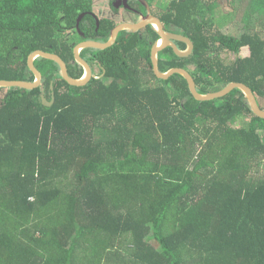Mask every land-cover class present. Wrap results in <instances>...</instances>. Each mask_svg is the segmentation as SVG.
I'll list each match as a JSON object with an SVG mask.
<instances>
[{"label": "trees", "instance_id": "obj_1", "mask_svg": "<svg viewBox=\"0 0 264 264\" xmlns=\"http://www.w3.org/2000/svg\"><path fill=\"white\" fill-rule=\"evenodd\" d=\"M145 1L194 44L161 52L164 72L187 69L201 94L245 84L264 109V0H226L245 24L236 36L221 30L223 0ZM92 5L0 0V80L33 81L37 50L81 78L73 49L94 40ZM115 25L100 20L102 39ZM147 29L150 41L98 50L106 74L84 87L38 58L39 88H0V264H264V119L237 89L197 101L183 75L158 77Z\"/></svg>", "mask_w": 264, "mask_h": 264}, {"label": "water", "instance_id": "obj_2", "mask_svg": "<svg viewBox=\"0 0 264 264\" xmlns=\"http://www.w3.org/2000/svg\"><path fill=\"white\" fill-rule=\"evenodd\" d=\"M129 1L131 0L124 1L127 7H128ZM136 1H138L145 9H147V12H148L146 16H143L140 22L123 23V24L117 25L111 31V38L105 43L94 41V40H86L74 46L73 53H74L75 61H77L84 68V75L81 78L72 77L69 73L67 63L63 61L58 55L37 50L28 57V66L33 72V74L35 75V79L33 81L1 79L0 88H21V89L31 90V91L39 88L41 86L42 75H41V71L35 65V60L38 58H42V59L56 63L59 66L61 77L65 79L70 86L84 87L89 83V81L92 78L100 79L102 78L103 75L94 76V72H93L91 64H89L88 61L85 60L81 55L82 51L87 50V49L106 50L112 47L117 42V39L120 33L124 31H130L131 33H136L148 26H154L156 27L157 32L161 36V39L157 43H155V45L153 46V50H151V58H153L154 70L156 74L158 75V77L163 78V79H168L174 74L183 75L187 80L191 94L197 101H211V100H215L218 98H222V97H225L227 94H229L234 89H237L245 95V97L247 98L251 106L253 113L257 117L264 119V109L260 107L257 101V98L255 97L252 89L245 84L234 83V81H232V83L228 84L224 89L218 92H213L209 94H201L197 89L196 81L194 77L187 69L182 68V67H173L167 70L166 72H164L161 69L160 58H159V54L162 51H164L168 47H171L178 56L185 57L192 53V51L194 50V44L192 40L188 37L167 32L162 20L154 15H151L149 4L145 0H136ZM84 16L85 15H82L78 18V21H77L78 29H80V23ZM176 41L185 43L188 49L186 51L179 50L175 43ZM41 98H42V104L44 106L46 107L52 106L54 102L53 93L51 94V100L49 102L46 101L44 97H41Z\"/></svg>", "mask_w": 264, "mask_h": 264}, {"label": "flooded vegetation", "instance_id": "obj_3", "mask_svg": "<svg viewBox=\"0 0 264 264\" xmlns=\"http://www.w3.org/2000/svg\"><path fill=\"white\" fill-rule=\"evenodd\" d=\"M124 1L125 0H108L107 1V3L109 4V10H110V14L112 15V16H109V17H105V18H103V19H99L98 17H97V15L94 13V12H91L90 14H92L93 16H94V18L96 19V25H97V28L94 30V41H98V42H103V43H105V42H107L110 38H111V33H110V37H109V39L107 40V41H105V39H102V36L99 34V29H100V20H105V19H107V20H111V21H113V18L114 17H118L119 15H121L122 14V12H125V13H127V14H129V13H131V16L132 17H135V18H137L138 20L136 21V22H134V21H122V22H120V23H115V21H113L116 25H115V27L117 26V25H119V24H123V23H138V22H140L141 21V19L143 18V16H146L147 14H148V12L146 11V13H144L143 12V10H142V8L139 6V5H137V2H136V0H131V1H129L128 2V7L125 5V3H124ZM150 13H151V15H154V16H156V17H158V18H160L154 11H153V9H150ZM161 19V18H160ZM162 20V19H161ZM163 22V21H162ZM98 23H99V25H98ZM164 24V23H163ZM164 26H165V24H164ZM114 27V28H115ZM149 27V26H148ZM148 27H146V28H144V29H142L140 32H138L139 33V36H142L143 37V39H145V40H148V41H150V36H149V34H148ZM166 29V28H165ZM113 30V29H112ZM166 31L167 32H169V33H173V32H171L170 30H167L166 29ZM129 33V32H128ZM128 33H125V32H122V33H120V35H119V37H118V39H117V42L112 46V47H114L115 45H120L121 44V41H123V39H130V36L132 35V33L130 34H128ZM174 34H175V32H174ZM177 35H179V34H177ZM160 39H161V36H160ZM159 41V40H158ZM157 41V42H158ZM156 42V43H157ZM176 43V45H177V47H178V49L180 50V48H179V45H180V43H182V42H179V41H176L175 42ZM79 44V43H78ZM155 45V43H153V46ZM111 48V47H110ZM168 48H171V47H168ZM168 48H166V49H168ZM109 49V48H108ZM165 49V50H166ZM172 49V48H171ZM151 50H153V49H151ZM164 50V51H165ZM174 51V50H173ZM181 51H185V50H181ZM163 52V51H162ZM175 53V52H174ZM85 54H86V56H85ZM82 57L85 59V60H87L88 61V63L89 64H91V66H92V69H93V72H94V76H98V75H103L102 77H104L105 76V70L102 72V70H101V66H99V64H103L102 62H100V56H99V54H98V50L97 49H94V57L92 56V53H86V51L84 52H82ZM124 58V60H122V61H120L119 63H115V64H125V61L126 60H128V59H125V57H123ZM93 64V65H92ZM67 66H68V64H67ZM95 79H98V78H95Z\"/></svg>", "mask_w": 264, "mask_h": 264}, {"label": "rangeland", "instance_id": "obj_4", "mask_svg": "<svg viewBox=\"0 0 264 264\" xmlns=\"http://www.w3.org/2000/svg\"><path fill=\"white\" fill-rule=\"evenodd\" d=\"M107 1L108 0H92L93 5L91 6V10H92V12H94L97 15V17L99 19H103L105 17L112 16L110 14L109 4L107 3ZM258 1H260V0H257V2ZM164 3L169 4L170 3V0H167V1L165 0ZM219 4H220V9H223V10L225 9L226 14H230V15L227 16V20L225 21V24L222 26V29H221L222 32L225 33V34L233 35V36H236L240 32H243L245 30V28H244V26H245L244 22L242 20H240V18L234 17V15H233L234 14V11L237 12V10H236L237 9V6L236 7L233 6L232 10H228L227 9L228 2L226 0H223L222 2H219ZM228 8H229V6H228ZM153 11L156 14H160L161 13L160 12V9L153 8ZM88 13L89 12H87L85 14H88ZM82 15H84V14H82ZM132 16H131V13L127 14L125 12H122V14L119 15L118 17H114L113 18V21H115V23H120L122 21H129V20L136 22L138 19L135 18V17H132ZM262 17H264V16H262ZM262 20H264V18H262ZM171 32H173V31H171ZM175 34H179V35L185 36L183 34V31H177V32H175ZM66 37L68 38L69 35L66 36ZM70 39L71 40L72 39L74 40V35L72 36V38L70 37ZM90 51H91V49L88 50V52H86V53L88 54ZM247 54H248V50L247 49H244L242 51V55H247ZM85 56H86V54H85ZM222 56L227 61L233 60L235 58V55L233 53H230V52L224 53V54H222ZM141 57H142V51L139 50L136 58H138L140 60ZM133 60H134V62L132 61V62H130V64H132V63L139 64L140 63V62L139 63L136 62V59L135 58H133ZM7 91H8L7 89H5L4 91L3 90L0 91V98H3L6 95V92ZM262 106L264 108V101H262ZM245 120L247 121L248 118H245V119L240 120L239 122L236 123V125L237 126L242 125V123ZM261 169L263 170L262 174H264V165H263V167ZM153 243H157V242L156 241H153Z\"/></svg>", "mask_w": 264, "mask_h": 264}, {"label": "clouds", "instance_id": "obj_5", "mask_svg": "<svg viewBox=\"0 0 264 264\" xmlns=\"http://www.w3.org/2000/svg\"><path fill=\"white\" fill-rule=\"evenodd\" d=\"M136 2H138V1H136ZM138 3H139V2H138ZM139 4H140V3H139ZM140 5H141V4H140ZM141 6H142V5H141ZM149 6H150V5H149ZM142 7H143V6H142ZM150 9H153V7H150ZM84 15H85V14H84ZM153 27H154V26H153ZM154 28L156 29V27H154ZM140 31H141V30H140ZM140 31H138V32H140ZM156 31H157V29H156ZM124 32H126V33L129 32V33L131 34L130 31H124ZM138 32H136V33H138ZM129 33H128V34H129ZM132 34H135V33H132ZM76 45H77V44H76ZM87 50H90V49H87ZM91 50H93V49H91ZM97 50H98V49H97ZM84 51H86V50H84ZM82 52H83V51H82ZM81 55H82V53H81ZM36 60H37V59H36ZM36 60H35V61H36ZM76 62H77V61H76ZM77 63H78V62H77ZM82 67H83V66H82ZM59 74H60V70H59ZM83 75H84V74H83ZM83 75H82V76H83ZM60 76H61V75H60ZM100 79H101V78H100Z\"/></svg>", "mask_w": 264, "mask_h": 264}, {"label": "crops", "instance_id": "obj_6", "mask_svg": "<svg viewBox=\"0 0 264 264\" xmlns=\"http://www.w3.org/2000/svg\"><path fill=\"white\" fill-rule=\"evenodd\" d=\"M187 49H188V48L186 47L185 51H186ZM138 51H139L138 49H137V51H134V52L131 51V52H132V56H133V57H137ZM141 60H142V57H141L140 60L137 58V61H136V62H139V61H141Z\"/></svg>", "mask_w": 264, "mask_h": 264}, {"label": "bare ground", "instance_id": "obj_7", "mask_svg": "<svg viewBox=\"0 0 264 264\" xmlns=\"http://www.w3.org/2000/svg\"><path fill=\"white\" fill-rule=\"evenodd\" d=\"M157 28H159V27H157Z\"/></svg>", "mask_w": 264, "mask_h": 264}]
</instances>
